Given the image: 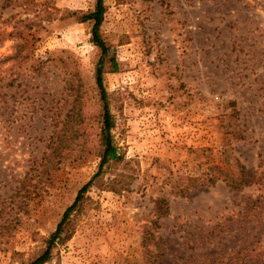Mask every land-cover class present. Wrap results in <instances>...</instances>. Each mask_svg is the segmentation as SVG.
Instances as JSON below:
<instances>
[{
    "label": "rangeland",
    "instance_id": "obj_1",
    "mask_svg": "<svg viewBox=\"0 0 264 264\" xmlns=\"http://www.w3.org/2000/svg\"><path fill=\"white\" fill-rule=\"evenodd\" d=\"M94 5L0 0V264L39 252L98 172L100 49L92 22L69 15ZM105 6L123 159L103 164L44 264H264V0ZM27 23L37 39L24 59L11 32ZM63 124L78 137L51 162ZM240 164L249 183L234 189ZM118 180L128 187L108 190Z\"/></svg>",
    "mask_w": 264,
    "mask_h": 264
},
{
    "label": "trees",
    "instance_id": "obj_2",
    "mask_svg": "<svg viewBox=\"0 0 264 264\" xmlns=\"http://www.w3.org/2000/svg\"><path fill=\"white\" fill-rule=\"evenodd\" d=\"M106 10L105 0H95V5L93 9L86 11H72L69 12V15L76 16L79 22H92L91 27V37L90 42L100 49V55L96 63L95 67V82L100 94V101L102 110L100 113V131L98 137V149L97 155L100 158L99 169L96 174L92 176V178L84 184L80 190L74 201L65 209L60 221L58 222L56 229L47 237H44L45 246L37 252L34 256H31L25 263L22 264H44L47 260L51 258L52 247L55 242L64 241L67 239L70 234L65 236H61V233L65 230V225L69 224V218L74 210V208L78 205V203L82 200L84 192L87 190L89 185L92 183L93 179L98 176L99 171L103 164L108 161L121 162L123 159L122 154L119 152L117 145L114 142L112 135V128L114 127L113 116L110 112L107 92L103 83L104 74L106 72H117L118 65L114 56L108 55L109 46L105 42L101 32L99 30L100 25L104 18V13ZM52 17L48 16L47 19H51ZM33 23H27L24 28H16L11 34H14L18 37L16 41V46L18 45V51L16 52V56L21 58H27L28 52L32 50L34 46L37 36ZM26 49V53L23 56H20V51L22 49ZM15 57V55H14ZM56 135V143L52 144L51 147V157L50 160H54L56 157H60L63 151L66 149H70L73 147V143L75 139L78 137V132L74 129V124H63L57 131ZM240 172L238 175L230 176L227 179V183L234 189H239L249 183V180L245 174V168L242 164L239 165ZM122 177L123 174H120ZM128 186L122 184L121 180L112 181L108 185V190L113 192H120L122 189H126Z\"/></svg>",
    "mask_w": 264,
    "mask_h": 264
}]
</instances>
